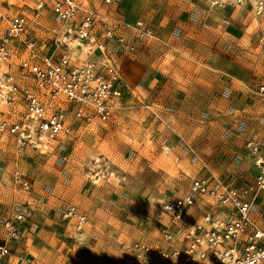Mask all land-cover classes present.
I'll return each mask as SVG.
<instances>
[{"label": "built area", "instance_id": "2783aa9c", "mask_svg": "<svg viewBox=\"0 0 264 264\" xmlns=\"http://www.w3.org/2000/svg\"><path fill=\"white\" fill-rule=\"evenodd\" d=\"M49 1L59 23L52 45L32 34L27 15L0 8V131L13 136L17 154L26 147L47 150L73 133L75 121L92 126L113 118L125 90L115 57L132 53L155 37L147 21L113 23L82 0ZM234 1L251 4L256 15L264 14V0ZM213 3L222 4L221 0ZM99 25L106 27L104 37L99 35ZM120 26L130 33L118 32ZM74 41L85 42L88 50H98L101 57L76 58L66 49ZM256 94L264 102V84ZM245 148L257 170L252 183L236 185L214 176L194 178L185 195L158 203L167 216L160 228V243L134 240L122 244L128 252L126 264H264V228L256 218L264 204V134L247 140ZM15 179L24 190L31 189L19 167ZM204 204L206 211L190 222L188 210ZM26 212L23 205L4 222L0 264H14L9 259L11 243L21 236ZM62 217L75 220L78 231L87 221L73 204L64 208Z\"/></svg>", "mask_w": 264, "mask_h": 264}, {"label": "crops", "instance_id": "0c3cea01", "mask_svg": "<svg viewBox=\"0 0 264 264\" xmlns=\"http://www.w3.org/2000/svg\"><path fill=\"white\" fill-rule=\"evenodd\" d=\"M201 1L203 0H171L166 8L167 13L162 14L157 19L158 21L152 24L153 26L150 24L153 27L155 37L146 39L134 52L120 54L115 57V61L124 75L125 90L119 108L116 110L114 117L109 120L122 124L127 116L134 115L136 119L144 116L145 118L149 117V122H152V125L156 123L161 126L156 125L157 129L154 127V135L151 140L150 138H141L137 141L136 148L139 156L133 161L132 168L138 170V167H140L137 160L144 162L145 159H149L154 171L168 172L173 169V166L162 161L156 149L158 147L167 149L168 146H171L175 152V154L173 153L174 163L182 165L185 169V178L188 180L186 193L189 191L192 180L197 177L214 176L226 183L235 182L236 180L238 181L237 185H240V180L245 178H248V180L255 178L257 170L253 160L244 148V141L250 137L264 134V103L258 99L256 93L254 94L250 90V86L246 84L245 79H241V75L235 70V53L243 46H247L248 49L256 47V45L259 46L261 43L264 46V29L251 30V25H246L245 30H238L236 26L224 30L225 17L235 15V20L238 19V8L227 4L228 6L219 10L212 9L213 13L205 12L206 9L201 5ZM230 2L235 4L234 0ZM0 8L6 13L22 14L14 11L8 4V9H5L6 7L3 5H0ZM120 10L119 8L118 11L120 12ZM100 13L113 23L117 20L130 22L121 19L122 15L120 14ZM40 15L41 11L34 17L28 16L31 19L30 29L33 35L47 39L52 45L54 39L58 38L59 23L58 21L53 22V25L57 24L58 27H49L48 30L50 31L46 32L41 28L43 23L38 19ZM206 17H209L210 24L207 26L201 25L204 24ZM262 27L264 28V26ZM105 28L98 30L100 37H104ZM117 31L123 32L125 35L130 33L129 30H123L121 26ZM66 49L81 60L101 57L98 50L95 52L88 50L86 43L82 41H74ZM198 117H203L207 124H202V120L200 122ZM139 122L142 123L141 118ZM103 123L102 121H96L94 125L87 126L83 121H75L71 135L74 133L78 135L77 133L83 128H93ZM217 127L223 131L220 141H226L223 146L212 143L211 140L208 141V145L216 148L212 152V156L203 154V150H200L199 158L194 160L191 152H189L190 154L186 153L185 144L179 141V138L184 141L191 140L187 137L191 135V132H194L193 136L197 134L209 138L208 128L212 130ZM160 130H165V132L160 134ZM226 130L229 131V134L224 137V131ZM128 138H133L130 133ZM60 142L64 143L58 139L52 145L57 147ZM149 142H152V144L150 145ZM37 150L47 152L49 149L46 151ZM227 152L230 153V158L225 163L222 162V156ZM66 159V161L55 160L57 166L53 170L54 179L47 180V183L54 188L51 193L44 192L43 188L37 187V185H41L37 180L34 184V190L31 188L23 191L27 206L37 207L43 213L40 217L42 220L45 217L44 220L48 221L46 218L47 213L52 210H57L60 218L64 219L62 211L70 205L66 204L68 201L73 202V205H76L82 212L84 210L90 212L92 210L90 205H94L92 201L88 203V199H91L88 196L87 201H85L87 203H84L83 197L80 195L82 193L88 194L87 189L92 187V184H89L87 180L82 179L76 173L75 170H80L79 160L74 157H67ZM67 171L70 174L73 172L69 184H65L66 176L64 174ZM251 171L255 173L253 176L250 175ZM29 180L31 182V179ZM36 189L38 190L36 191ZM170 191V188L164 190L165 193H170ZM89 193L92 197L93 194ZM94 193L97 192L94 191ZM43 196L47 199L46 204H41L40 198ZM170 199L174 198L164 200ZM152 200L156 203L160 201ZM207 208L205 204L191 208L188 210L187 215L189 216L190 213L194 212V209L204 213ZM157 211L160 216L167 219V216L161 212L159 207ZM263 215L264 210L259 208L256 212V218L260 226L264 228V219H261ZM194 219L188 218L190 222ZM65 220H71L68 227L71 226L74 229L73 236L89 239L91 234L84 235L85 231H78L75 220ZM157 225V229L152 236H142L144 233L140 234V230H135V233H131V235L121 234L126 240H122L120 243L134 240H145L153 244L160 243L162 224ZM112 230L113 228L109 226L108 231L111 232ZM45 234L43 232L42 237L47 239ZM39 235L41 236V234ZM18 240L11 243L12 249ZM52 240L54 241V239ZM24 245H27V241ZM99 247L95 246L93 252L88 253V255L76 257L74 261L67 260L66 263L114 264L112 263L113 257L110 251L106 248L102 249L101 246ZM36 248L29 249L31 257H35L34 250H37ZM121 251L124 254V259L120 261L126 264L128 252ZM23 258L19 256V258H12L13 261H11L14 264H25L27 260H23ZM35 258H33L35 261H39L37 257Z\"/></svg>", "mask_w": 264, "mask_h": 264}, {"label": "rangeland", "instance_id": "374dc122", "mask_svg": "<svg viewBox=\"0 0 264 264\" xmlns=\"http://www.w3.org/2000/svg\"><path fill=\"white\" fill-rule=\"evenodd\" d=\"M170 1L111 0L109 3L106 0H82V3L89 5L98 13L120 14L122 15L121 19L128 20L131 23L144 20L149 25H152L158 21L157 19L162 14H165ZM229 1L232 0H221L222 4H214L213 0H203L201 5L206 9L205 12H212V9L219 10L228 6L227 4L238 8V19L235 20V15L233 17H225L224 30L229 27L235 28V26L238 30H245L246 25H251V30L264 29L262 27L264 26V14L256 15L251 4L239 5L234 1L235 5L234 3H229ZM40 3H43L42 8H39ZM7 4L14 11L21 12L29 17H34L41 11L38 19L42 21L44 28H41L44 31L46 30V32L50 31L48 30L49 27H58L57 24L53 25L57 20L49 0H11L10 2L8 0H0V5L6 7L5 9H8ZM119 8L121 9L120 12L118 11ZM210 22L209 17H206L204 24L201 25L207 26ZM39 33L41 34V32ZM235 70L239 72L241 79H245L246 84L250 86V90L255 94L256 89L264 82V46L262 43L259 46L251 47V49L243 46L242 49L238 50L235 53ZM143 117L136 119V116L131 115L127 116L122 124L108 121L93 128H83L77 133L78 135L74 133L59 139L64 143L60 142L57 147L52 145L47 152L26 147L17 154L13 136L7 132L0 131V240L6 235L4 222L12 213L21 209L23 205L27 210L26 219L21 229V236L19 240L17 239L18 242L11 252L12 258L22 256L24 260L28 256L25 259L27 260L25 264H67V260L74 261L76 257L79 258L93 252L95 246H101L102 249L106 248L112 254V263L124 264V262L120 261L124 259V254L121 251L122 244L128 241L120 243L122 240H126L121 234L131 235V233H135V230H140V234L144 233L142 236H152L154 234L157 224H162L165 217L158 214V203L153 202L152 199L161 201L183 196L187 191L188 180L185 178L183 166L174 163L175 157H173V153L175 154V152L171 146H168L167 149L164 147L156 149L161 160L173 166V169L168 172L154 171L149 159H145L144 162L137 160L140 167H138V170L132 168L133 161L139 156L136 148L137 141L141 138H150L151 140L154 135V127L156 128V125L159 126L156 123L152 125V122H149V117H144V119ZM140 118L142 123L139 122ZM198 120L200 122L202 120V124L207 122L203 117H198ZM209 129L208 135L210 139L207 136H199L197 134L193 136L194 132L187 136L191 138L189 141H184L178 137L180 143L185 144L186 153L191 152L194 160L199 158L198 155L202 150L203 154L212 156V152L216 148L208 145L210 140L212 143L225 145L226 140L220 141L223 131L219 130V127L212 130ZM151 132L153 133L151 134ZM164 132L165 130H160V134ZM129 133L133 138H128ZM228 134V130L224 131V137H227ZM258 137L253 136L246 139L244 148L247 140H253ZM78 138L80 139L78 140ZM149 143L150 145L152 144V142ZM67 157H74L79 160L80 170H75L76 173L82 179L87 180L89 184H92V187L87 189L88 194H80L84 203H87L85 202L88 199L87 196L91 198L88 199V203H91V201L94 203V205H90L92 208L90 212L84 210L87 221L82 231H85L84 235L91 234L89 239L73 236L74 229L71 226L68 227V223L71 220L61 219L57 210L47 213L48 216L46 218L48 221L44 220L45 217L42 220L40 217L43 213L37 207L32 208L31 206L33 205L27 206L24 189L15 179V170L19 167L25 176L31 179L32 190H34V184L37 180L38 183H41L37 187L43 188L44 192L51 193L54 188L47 183V180L54 179L53 170L57 166L55 160L66 161ZM222 157V162L226 163L230 158V153L227 152ZM253 174L255 173H250L252 176ZM64 175L66 176L65 184H69L73 172L70 174L67 171ZM240 181V185H245L252 183L254 178L252 180L245 178ZM237 182L235 180V182L230 183L237 185ZM168 188L171 189L170 193H165L164 190ZM94 191L97 193H94ZM89 192L93 194L92 197L94 198L91 197ZM40 201L41 204L47 203L45 196L41 197ZM66 204L71 205L73 202L68 201ZM134 207L137 208L136 211H134ZM261 210H264V204ZM202 214L203 212L194 209V212L187 216L188 218L196 219ZM261 217L263 220L264 215ZM96 225L97 227H95ZM109 226L113 228L111 232L108 231ZM43 232L46 233L45 238L48 240L42 237ZM26 241L27 245H24ZM32 247H37V250H34V256L39 261H35L36 258L31 257L29 249ZM11 257L9 258L10 260H12Z\"/></svg>", "mask_w": 264, "mask_h": 264}]
</instances>
